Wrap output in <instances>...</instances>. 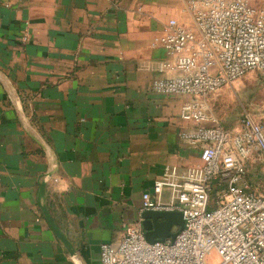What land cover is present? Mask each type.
<instances>
[{
    "label": "crops",
    "instance_id": "crops-1",
    "mask_svg": "<svg viewBox=\"0 0 264 264\" xmlns=\"http://www.w3.org/2000/svg\"><path fill=\"white\" fill-rule=\"evenodd\" d=\"M171 20L192 27L188 0H0V264H100L164 171L200 163L188 98L152 90Z\"/></svg>",
    "mask_w": 264,
    "mask_h": 264
},
{
    "label": "built area",
    "instance_id": "built-area-1",
    "mask_svg": "<svg viewBox=\"0 0 264 264\" xmlns=\"http://www.w3.org/2000/svg\"><path fill=\"white\" fill-rule=\"evenodd\" d=\"M188 6L192 27L171 20L154 42L167 56L158 71L172 76L154 81L152 90L188 98L181 119L196 127L180 138L199 148L200 163L166 169L143 193L141 210L180 213L184 228L173 241L150 244L140 222L127 226L120 242L101 245L100 264H264V195L252 191L247 174V164L264 154V128L245 117L232 134L209 105L211 96L251 73L264 87V7L251 0H188Z\"/></svg>",
    "mask_w": 264,
    "mask_h": 264
},
{
    "label": "rangeland",
    "instance_id": "rangeland-1",
    "mask_svg": "<svg viewBox=\"0 0 264 264\" xmlns=\"http://www.w3.org/2000/svg\"><path fill=\"white\" fill-rule=\"evenodd\" d=\"M255 8H263L264 3L252 0ZM213 115L225 128L241 125V120L250 117L264 128V87L257 74H249L225 87L209 98ZM248 179L254 193L264 195V156L248 167Z\"/></svg>",
    "mask_w": 264,
    "mask_h": 264
},
{
    "label": "water",
    "instance_id": "water-1",
    "mask_svg": "<svg viewBox=\"0 0 264 264\" xmlns=\"http://www.w3.org/2000/svg\"><path fill=\"white\" fill-rule=\"evenodd\" d=\"M46 220L53 232L60 237L57 228L46 212H44ZM142 229L146 241L150 244L155 242H164L167 239L173 241L177 234L184 228V220L182 215L177 212H153L145 211L141 215Z\"/></svg>",
    "mask_w": 264,
    "mask_h": 264
},
{
    "label": "trees",
    "instance_id": "trees-1",
    "mask_svg": "<svg viewBox=\"0 0 264 264\" xmlns=\"http://www.w3.org/2000/svg\"><path fill=\"white\" fill-rule=\"evenodd\" d=\"M213 196V195H212Z\"/></svg>",
    "mask_w": 264,
    "mask_h": 264
}]
</instances>
